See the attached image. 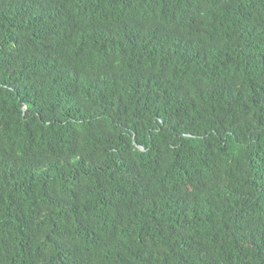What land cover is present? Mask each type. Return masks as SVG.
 Segmentation results:
<instances>
[{
	"label": "trees",
	"instance_id": "trees-1",
	"mask_svg": "<svg viewBox=\"0 0 264 264\" xmlns=\"http://www.w3.org/2000/svg\"><path fill=\"white\" fill-rule=\"evenodd\" d=\"M0 264H264V0H0Z\"/></svg>",
	"mask_w": 264,
	"mask_h": 264
}]
</instances>
